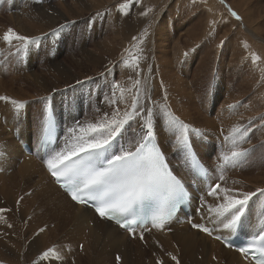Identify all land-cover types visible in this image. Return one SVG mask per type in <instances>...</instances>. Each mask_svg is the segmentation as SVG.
<instances>
[{"label": "rangeland", "instance_id": "1", "mask_svg": "<svg viewBox=\"0 0 264 264\" xmlns=\"http://www.w3.org/2000/svg\"><path fill=\"white\" fill-rule=\"evenodd\" d=\"M213 1L214 3L208 5L205 0H140L138 4L135 3V0H131V2L130 0H4V2L0 4V17L3 18L2 20L5 22L8 29L12 28L15 33L19 35L27 36V34H23L20 30L21 26H27L24 23H8L7 18L12 16L24 19V16L28 17L33 13L35 15L40 13L44 16H51L54 14V11H57V14L54 15L59 18L60 12L64 20L62 22H54L52 25L47 22L38 23L34 29H31V31L34 34L35 29H41L43 27V33L41 32L40 34L29 37L33 39L38 38L37 42L30 44L25 51L21 49L22 42L14 40L11 45L7 44V46L12 48L16 45V48L14 47L6 56L3 55L4 49H2L6 47V43L3 41V35L0 32V65H2V61L11 59L8 58V56L10 57L13 55L18 63L22 64V70H25L28 56L30 54L26 53L31 52L34 66L29 72L26 71V74H40L41 76H44L46 82L50 83V85L59 88L57 91L60 93V97L62 96L64 98L63 102H61L60 99L58 101L62 116L65 114V100L74 96L73 99H77L79 108V113L75 118L82 124H86L90 123L92 118L99 113H102V116H104V113H108L111 116L112 110L117 107L118 104L117 96L120 97L117 89L119 85H122L120 94L128 95L126 97V109L120 114L121 117H123L126 110H130L129 106L131 104L127 105V103H132L133 96L135 95V79L139 78L134 72L136 71L137 60H135V58L130 62L127 60L132 54H137L140 57L138 61L139 67H144L149 72L147 75L148 77L146 76V80L144 75L140 76L139 88H141V103L145 102L142 97H144L147 91V93L151 94L152 100L163 103L164 107L178 119L186 118L184 121L192 120V123H195L194 125L198 123L203 125L204 121L202 117L212 120L217 115L215 119H218L220 110L219 112L216 110L218 102L215 101V98L218 96L219 101L224 98L229 104L224 105V110H226L225 112L227 115L236 119L239 118L238 120L241 119V126L239 127L241 131L244 129H250L246 137H242L239 135L240 133L235 134L236 136L232 135L230 132L231 129L229 131L225 129V131L228 132L227 138L231 139L228 142L232 143L239 140V142H235V149L246 152L245 157L242 158V163L244 164L242 168L243 170L246 168L243 174H248V170L259 171L261 169V171H259L261 173L260 177H263L264 134L261 133V128L264 127V107L262 108L264 101L263 94H258L260 92L257 93L256 90L259 85H261L260 87L264 85V0ZM123 4H127L128 6L121 8L120 6ZM233 4L238 8H242L245 13L250 10L252 11L251 16L254 17L255 23H257L255 26L262 42L258 43L253 42L254 40L251 41L252 38L245 31L246 26L244 18L239 14V11H236V9L232 7ZM218 6L221 12L217 9ZM98 12L106 14L97 17L96 13ZM233 12L236 16L232 15ZM141 13H146V15H141ZM237 16L239 19L236 18ZM111 17H118L124 21H129L130 18L135 19L134 25L137 30L140 29V31L148 30L150 33H153V31L160 29V32L157 34L155 33L151 41H149L145 47L146 51L144 55L147 57L139 55V53H143L144 51L138 50L136 47V39L131 41L130 44H126L128 45L126 49L128 55L126 57L118 53V51H121L119 49L120 41L117 40L115 42V38L118 34V26L113 25L112 23H107V20ZM258 17L261 18L259 19ZM61 25H66V27L63 28L58 35H48L52 32V29H59ZM168 30H174V32H176L174 35L177 36V40L174 35L168 37ZM197 33H202L199 35H203V39H199L200 37L198 36L191 37V35H196ZM211 36H213L216 41L220 40L219 46L225 47L226 56L221 65H219L220 63H215L216 59L214 61V58L211 61L208 60L209 55L206 54L207 51L212 54L221 53L220 51H217V49L214 50L211 48L212 43L211 46L209 45L208 40H210V38L208 39V37ZM238 36L241 38V41L239 42L241 43L243 50L246 52L250 51L247 57L250 59L253 55L257 57L255 62V69L257 68L258 75L257 81L252 74V70L248 67V60L246 58L243 63L235 66L236 61L231 57L232 44ZM222 41L223 44H221ZM113 42L115 44H111V47L114 50L116 47V54H111L108 47L105 49L106 43ZM176 42L178 43L176 44ZM166 43L168 59L160 56L162 55L160 52L165 51L162 50L161 47ZM135 47L137 49H135ZM204 47L205 49H202ZM14 51L16 55L13 53ZM177 51H180V54L177 53L171 55ZM55 57H57L56 59H58V62L64 66V69L67 70V76L70 77L69 80H61L58 76H55V69L51 64L53 63L52 59L54 58L55 60ZM161 57L164 61L161 60ZM163 62H169L172 65L173 70L170 73V80L167 78L164 80L160 74V65L163 64ZM220 66H222L221 70ZM126 71L128 73L134 72V75H126ZM221 73L225 75L224 78L218 77ZM172 75L175 76V78ZM205 75H207V77ZM246 76L250 77L249 86L246 85ZM253 76L255 80L254 78L252 79ZM0 77H2V75ZM219 78L225 79L227 84L231 86V90L228 91L225 87L216 88L215 80ZM8 80L9 79L7 78L6 82H8ZM77 81L86 82L83 84H77ZM114 83L117 85L115 88L112 87ZM170 84L173 87H179L182 91H174L173 93L171 91L168 92ZM70 85L72 87H69ZM143 85L145 86L142 87ZM161 85H163V87H161ZM209 85L211 86L209 87ZM251 85L253 87L250 88ZM17 86L23 88L24 92L33 96L31 99L38 108L37 113L32 115L34 118L40 113L45 102H48L49 99L51 101L53 100L52 97L48 98L46 95L41 96L40 94L42 91L39 86H29V84H26L21 87L20 82L15 85V88H17ZM176 90H178V88ZM165 95L167 96L166 101L163 100ZM231 95L233 97H231ZM29 100L30 99H28V101ZM74 101L76 102V100ZM149 107H152V105L149 104ZM101 109H103L102 112ZM216 112H218V114ZM255 117L261 118L253 120ZM61 121L62 124H64V119ZM201 121H203V123H201ZM193 124L192 126L194 127ZM133 127L135 128L136 126L133 124ZM63 129H66V124ZM202 129H200V134L202 137L207 138V142L209 143L207 148L210 146L212 150L211 153H209L210 150L206 149L208 150V152H205L207 159L205 160L200 156L201 159L208 166L210 165V167L212 164L214 171H217L216 174L220 176H224V174L225 176H229V173L235 170L236 174L241 172V162L237 167H233L232 171H230V165L225 166L224 173L220 170H216L223 164V160L221 159L222 155H228L229 153V149L223 146L225 139L222 140L220 137L226 132L221 133L220 129L217 131L215 129H212L211 131L206 128H204L205 130ZM161 130L162 128H159V131L164 135L169 134L168 132L166 133V131ZM66 134L67 133L64 131V136ZM130 137V142L134 143L136 139L135 133L133 132L130 134ZM171 138L172 140L166 141L169 150L173 149L172 145L174 144L175 137ZM171 152L174 155H172ZM174 152L170 151V159L172 158V160H174L173 157L178 159V168L181 169L180 161H183L182 156L178 151ZM217 175L216 178L220 181ZM258 189H264V185ZM256 190L257 188H252L251 185L247 184L245 192H255ZM263 197L260 196L254 198V200H261ZM258 207L264 216V201L262 203L259 201ZM262 221H264V217H262ZM129 240L131 242L129 248L130 252L128 251L126 259L120 257L122 259H120L119 264L122 262L123 264H156L158 259L163 261V264H166L170 258L169 253L171 251H167L163 247L161 248V246H156L152 249L153 247L148 245L147 242L137 243L134 242L135 240L133 238H130ZM51 245L55 246L53 247ZM50 246V248L56 249V243H51ZM79 251H81V246H79ZM129 254L132 255V258ZM118 255L120 256V254H116V256L113 255V257H110L105 263L117 264L116 257ZM128 259L129 261L127 263L125 260Z\"/></svg>", "mask_w": 264, "mask_h": 264}, {"label": "bare ground", "instance_id": "2", "mask_svg": "<svg viewBox=\"0 0 264 264\" xmlns=\"http://www.w3.org/2000/svg\"><path fill=\"white\" fill-rule=\"evenodd\" d=\"M205 1L208 3V5L214 3L213 0H205ZM232 7H234L236 11H239V14L243 16L246 26L245 31L252 38L251 41L254 40L253 42H258V43L262 42L259 33H257V28L255 26L257 23H255L254 17L251 16L252 11L250 10L249 11L250 13L249 12L245 13L242 8H238L234 4L232 5ZM217 9L220 10L219 6ZM33 14L29 15L28 16L29 18L24 16L25 17L24 19L11 16L7 18V22L11 24L24 23L27 27L21 26L20 30L23 34H27V37H30L36 34H40L43 31L42 30L43 27L41 29H35L34 34L31 31V29H34V27L38 23L47 22L52 25L54 24V22L57 23V21L62 22L64 20L60 12H59L60 15L59 18L56 15H54L57 14V11H54V14H52L51 16H44L40 13L37 15L35 14L33 15ZM258 18L260 19L261 17ZM2 19L3 18L0 17V25H1L0 32L3 35L8 28ZM107 21L108 24L112 23L113 25L118 26V30H117L118 34L117 37L115 38V42L117 40L120 41L119 49L121 51H118V53H120V55H124L125 57L128 55V52L126 53V49L128 45L126 44H130V42L133 41V37H136V43H137L136 47L138 48V50L144 51L143 53H139V55L144 57L146 56L144 55L146 51L145 48L146 45L149 43V41H151L155 33L157 34L160 32V29L153 31V33H150L148 30H144V31H140V29L137 30V28L134 25L135 19L132 18H130L129 21H124L118 17H114V18L111 17ZM174 34H176L174 30H168V37ZM199 34L202 33L191 35V37L198 36L200 37L199 39H203V35H199ZM174 37L177 40L176 38L177 36L174 35ZM209 38L210 40H208ZM208 39L207 40L209 41L210 46L212 43L211 48L214 50L217 49V51L221 52L220 54L219 53L212 54L211 52L207 51L206 54L209 55L208 60L211 61L214 58V61L216 59L215 63L217 64L220 63L219 65H221L224 62L226 56L225 47L219 46L220 40L216 41V39L213 38V36L208 37ZM239 41H241L240 36L235 38V41L232 44L233 47L231 49L232 50L231 57L233 58L234 61H236L235 66H238L241 63H243L244 59L246 58L248 60L247 61L249 65L248 67L249 69L252 70V74L255 76L257 81L258 80V75L256 70L257 68L255 69L256 64L253 63V57L251 56V59L247 57L250 51L248 52L244 51ZM177 43L178 42H176V44ZM111 44H115V43L114 42L106 43L105 49H107L108 47V50H110L111 54H116L117 52L116 47L114 50L111 47ZM9 47L10 46H7L6 44V47L2 48L4 49L3 51L4 56L9 54L14 47L16 48V45L12 48ZM136 47L135 49H137ZM166 48H167V43L162 45L161 49L165 51L160 52L162 54L160 56L168 59L167 57L168 53L166 52ZM202 49H205V47ZM13 53L16 55L15 51ZM177 53L180 54V51H177L176 53H172L171 55ZM26 54H29V56L25 66L26 68L25 70H22V64L21 63L19 64L15 56L13 55L10 57L8 56V58H11L10 60L6 59L5 61H2L3 63L1 66L3 67L2 69H4V72L0 70V76L2 75V77H0V96L8 97L9 100H16L26 105L28 111L26 116L25 133L28 135H29V127L33 128L31 124V120L34 119V117H32V115H35L37 113L38 108L31 99L33 98L32 95L24 92L23 88H20L18 86L17 88H15V85L18 82H20L21 87H23V85L26 84H29V86L30 85L39 86L42 91L40 94L41 96L46 95L48 98L49 97L53 98L52 101L50 99L49 100L54 104L55 113L57 115L58 121L62 124L61 120H63L64 117H66V120L64 119V125L66 124L67 126L71 124L72 118H75V116L79 113L77 99L76 98L73 99L74 96L72 97V99L76 100V102L74 101L73 103L70 115L68 113V110L65 108V114L62 116L61 110L59 109L58 101L60 99V101L63 102L64 98L62 96L60 97V93H58L57 91V89L59 90V88L54 85H50V83L46 82L44 76H41L40 74H36V73L26 74V71L29 72L34 66V62L32 61L31 58V52H28ZM137 57L140 59V57L137 54H132V56H130V58L127 61L130 62L134 58L136 60ZM162 57L161 60L163 59ZM56 58L57 57H55V60L53 58L52 59L53 63H51L55 69L54 70L55 76H58L61 80L62 79L69 80L70 77L67 76L68 74L67 70L64 69V66H62V64H60V62H58V59ZM169 62H163V64L160 65L161 68L160 74L164 78V80L166 78L170 80L169 79L170 73L173 70L172 65ZM221 68L222 66H220V70ZM139 70L141 72V76L144 75L146 77L149 74L148 70H146L144 67L141 68L139 67ZM134 72L128 73L126 71V75H134ZM205 76L207 77V75ZM224 76L225 75L221 73L218 77L224 78ZM254 76L252 77V79L254 78ZM173 77L175 78V76ZM7 78L9 79L8 82H6ZM138 78L140 79L141 77ZM246 80H247L246 85L249 86L250 77L246 76ZM215 85L216 88L225 87L226 90L228 91L231 90L230 88L231 86L227 84L225 79H220V78L216 79ZM144 86L145 85H143L142 87ZM260 86L261 85L257 87L256 91L257 93L260 92L258 94H263V101H264V85L262 87ZM251 87L253 86L251 85L250 88ZM121 88L122 85H119L117 87L118 95H120V97L117 96V102L120 109V114H122V112L126 109L125 108L127 101L126 97L128 96V95H121L122 93L120 94ZM177 88L178 90H176ZM170 91L173 93L174 91H182V90L179 89V87H173L170 84L168 92ZM231 97L233 96L231 95ZM28 99L30 100L28 101ZM223 99L224 98H222V100L219 101L218 96L215 98V101L218 102L219 104V105L217 104L219 108L217 107L216 110H218V112L220 110L218 119L217 118H216L217 120L215 119L217 115L214 117L216 121L214 119L208 120L202 117L204 124L202 125L197 122L198 124L194 125L195 123L193 124L192 120L184 121L186 120V118L179 119L181 122L188 124L190 129H196L199 131V136H196L194 134L192 135V141L196 146L195 150L200 160L203 162L205 167L209 170V172H211L212 175H214V173L215 175H217L216 174L217 171H214L212 167L213 165L211 164L210 167V165L208 166L201 159V157H203L206 160L207 156L205 152L206 151L208 152V150L206 149L210 150L209 153H211L212 149L210 148V146L209 148H207V145H209V143L207 142V138L201 136L200 129L206 128L207 130L210 131L212 129H215L216 131L220 129L221 133L226 132L225 129H227L228 131L231 129L230 130L231 134L235 135L237 133L233 132V129L239 128L241 126L240 124L241 119L238 120L239 118L236 119L230 115H227V113L225 112L226 110H224V105L225 104L227 105L228 101ZM49 100L48 102H50ZM129 104L131 103L128 102L127 105ZM263 107H264V103L262 104V108ZM102 110L103 109H101V112ZM0 112H1L0 153H2V155H0V209L5 210V211H0V264H106L105 262L110 257H113V255L116 256V254H120V257L126 259V255H128L127 253L129 251L130 243H131L129 240L130 239L129 236L123 234L120 230L113 227L108 222L97 218L89 209L85 207L83 208L78 207L72 204L66 198V196L63 193H61L56 186H54L47 173L44 172L43 168L39 166L33 159H24L21 163L19 162V160L23 158V152L21 151L18 142L15 141L11 135L12 130L14 128L12 124L9 122H6V124L4 125V122L10 120L11 118L10 116L14 115L13 106L8 101H0ZM218 112L216 113L218 114ZM259 118L261 117H255L253 120H258ZM102 119H103L102 113H99L95 117H93L92 120L90 119L91 120L90 123H94L97 120H102ZM203 121H201V123H203ZM192 124L194 125V127L192 126ZM263 129L264 127L261 128L262 130L261 133L264 134ZM157 131H158L157 141L159 142L162 150L164 151L166 158H168L167 161L170 164L171 170L174 171L177 175L179 174L181 177L182 176L184 177L183 170L178 168V163H179L177 161L178 159H175L174 157H173L174 160H172V158L170 159V151L173 152L178 151L174 147L173 149L171 148L172 150H169L168 149L169 146L167 147L166 145V141L167 140L170 141L172 140V138L169 136V134L164 135L163 133H161L159 131V128L157 129ZM132 133H133L132 130L129 129L128 133L126 134V136L122 141L124 144H128L130 142V138H131L130 134ZM22 135L23 132L21 133V136ZM75 135L76 136L80 135L78 130L76 131ZM72 136H73L72 133H67L65 135V140L71 138ZM227 136H228V132L224 133L223 136L220 137L222 140L225 139L223 142V146L229 149L228 155H230L231 151L236 148L235 142H239V140L230 143L228 141L231 139H228ZM26 142H28V140H26ZM172 155L174 154L172 153ZM240 162L242 164L240 166V168L242 169L241 172H238L236 174V170L232 171L233 166H231L230 171L232 172L229 173L230 175L225 176L224 174L223 181L220 180L222 182L215 179L212 185L219 183L221 187L233 189L234 193L245 192V190L247 189V184L251 185V187L255 189L261 188L264 185V176L260 177L261 173L259 172L261 171V169L259 171L248 170L247 171L248 174L244 175L243 173L245 172L246 168L244 170L242 168V166H244V164L242 163V159L241 161L238 162V164ZM216 170H220L224 173L225 167L222 170L221 166H219ZM217 176L220 179V175ZM184 179L187 181V178L184 177ZM203 197H204L203 202L205 204V207L201 209L200 216H198L196 220L198 223L207 226H215L214 224L209 223V217L214 215V213H209L207 208L208 206H214L218 201H216L214 197L207 196L205 193L203 194ZM18 201L19 203H17ZM259 201H261L262 203L264 201V197L261 200H253L247 212L249 213L250 216H253V218H258L262 220V217L264 216L262 215L261 210L258 207ZM40 229H44V231L41 232ZM220 230H223L222 226ZM134 240H135L134 242L139 243V241H137L136 239ZM145 242H147L148 245L153 247L152 249H154V247L156 246H161V248L163 247L165 250L171 251L169 254L176 256L177 259L180 261V264H245L237 253L225 249L217 241L210 239L208 236L204 235L201 232L189 228L187 225H174L166 229L163 233L152 232L149 235L145 236ZM51 243H56V252L59 253V257H60L59 259L56 258L55 254H50L51 260H49V258H45L42 256V253L48 251V249H50L51 246L53 247L55 246V245L50 246ZM81 245L83 247L81 248V251H79V246ZM130 256L132 258V255ZM129 259L125 261L128 263ZM121 264H123V262ZM166 264H175V262L171 260L170 257L166 262Z\"/></svg>", "mask_w": 264, "mask_h": 264}, {"label": "snow or ice", "instance_id": "3", "mask_svg": "<svg viewBox=\"0 0 264 264\" xmlns=\"http://www.w3.org/2000/svg\"><path fill=\"white\" fill-rule=\"evenodd\" d=\"M3 2L4 0H0V4ZM139 2L140 0H135V3ZM127 6L123 4L120 7ZM105 14L98 12L96 16L101 17ZM232 15L236 16L234 12ZM236 18L239 19L238 16ZM65 27L66 25H61L59 29L54 28L48 35L56 36ZM2 39L9 45L14 40L20 41L21 49L26 51L30 44L37 42L38 38L19 35L9 28ZM135 39L136 37H133V40ZM136 60L135 75L140 77L139 58L137 57ZM256 60L257 57L253 55V63ZM85 82L77 81L76 83ZM139 85L140 79H136L135 95L130 110H126L123 117L120 116L117 104L111 116L104 113L103 119L94 123L82 124L78 119L72 118L65 132L72 133L73 136L65 140L63 147L56 144L57 117L53 106L45 102L34 120V136L38 147L47 146L45 153L47 159L43 162L48 172L75 204L92 208L100 220L115 222L133 238L136 236L137 229H140L139 239L144 241V232L151 229L163 230L170 223L177 208L184 204L190 195L184 182L169 168L165 154L157 141V129L162 128L169 133L170 137H175L173 147L181 154L185 166H190L194 176L207 177V171L201 165L192 141V135L199 136V131L190 129L188 124L175 117L163 103L152 100L151 94L147 91L144 95L145 102L141 103ZM112 87L115 88L117 85L114 83ZM163 100H167L166 95ZM0 101H8L13 106L19 137L23 131L22 110L25 109V104L9 100L5 96H0ZM73 103L72 98L65 100L69 115ZM149 104L152 107H149ZM133 124L136 125L135 128ZM129 129L135 133L137 139L135 143L129 142L126 145L122 141ZM77 130L80 133L78 136L75 135ZM249 131L250 129L243 131L239 128L233 129V132L240 133L242 137H246ZM245 155L246 152L237 149H233L230 155H222L221 169L223 170L226 165L237 166ZM223 179L221 175L220 180ZM207 195L218 201L214 206L207 208L209 213H214L209 217V223L214 224L215 228L210 230L206 225L195 223L191 219L187 222L198 232L212 236L213 232L219 231L221 226L230 234L242 231L247 224L246 215L250 204L254 198L264 196V189L234 193L233 189L221 187L217 183L210 186ZM201 201V207L197 208V213L205 207L203 197ZM0 211L5 210L0 209ZM40 231L43 232L44 229ZM214 239L221 240L231 247L220 235H215ZM236 251L245 260L251 257L254 264H264V221H261L258 230L251 233L250 238L236 248ZM50 254H55L57 259L60 258L55 248L48 249L42 253V256L51 260ZM169 255L175 264H180L176 256ZM120 259L118 255L117 264ZM156 264H163V261L158 259Z\"/></svg>", "mask_w": 264, "mask_h": 264}]
</instances>
